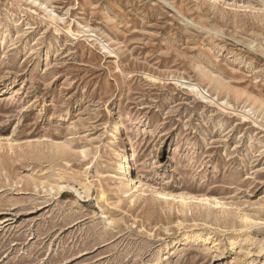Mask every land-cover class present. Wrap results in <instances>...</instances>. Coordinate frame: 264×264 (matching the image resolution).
Listing matches in <instances>:
<instances>
[{"label": "rangeland", "instance_id": "374dc122", "mask_svg": "<svg viewBox=\"0 0 264 264\" xmlns=\"http://www.w3.org/2000/svg\"><path fill=\"white\" fill-rule=\"evenodd\" d=\"M0 264H264V0H0Z\"/></svg>", "mask_w": 264, "mask_h": 264}, {"label": "bare ground", "instance_id": "6f19581e", "mask_svg": "<svg viewBox=\"0 0 264 264\" xmlns=\"http://www.w3.org/2000/svg\"><path fill=\"white\" fill-rule=\"evenodd\" d=\"M191 88H192V90H195V91H201V88L196 84L191 85ZM116 129H117L118 133L121 132L120 127L117 123H116ZM118 162H120L119 174L121 175L120 176L121 179L126 181L129 186H133L134 188H137L139 181H137L134 177V168H135L134 163H132V161L129 160V158L127 156V152H125V150H121V152L119 153ZM61 187H63V186H61Z\"/></svg>", "mask_w": 264, "mask_h": 264}]
</instances>
